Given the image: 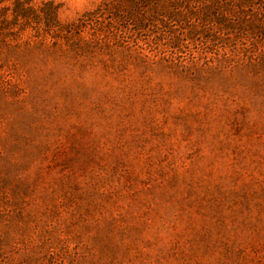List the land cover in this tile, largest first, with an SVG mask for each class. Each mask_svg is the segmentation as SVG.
Segmentation results:
<instances>
[{"label":"rangeland","instance_id":"rangeland-1","mask_svg":"<svg viewBox=\"0 0 264 264\" xmlns=\"http://www.w3.org/2000/svg\"><path fill=\"white\" fill-rule=\"evenodd\" d=\"M0 264H264V0L0 2Z\"/></svg>","mask_w":264,"mask_h":264},{"label":"trees","instance_id":"trees-1","mask_svg":"<svg viewBox=\"0 0 264 264\" xmlns=\"http://www.w3.org/2000/svg\"><path fill=\"white\" fill-rule=\"evenodd\" d=\"M3 0H0V2H2Z\"/></svg>","mask_w":264,"mask_h":264}]
</instances>
